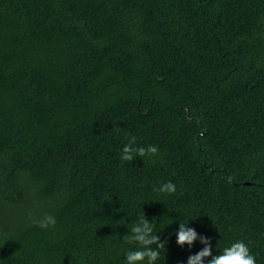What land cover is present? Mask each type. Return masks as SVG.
Listing matches in <instances>:
<instances>
[{
    "label": "trees",
    "instance_id": "1",
    "mask_svg": "<svg viewBox=\"0 0 264 264\" xmlns=\"http://www.w3.org/2000/svg\"><path fill=\"white\" fill-rule=\"evenodd\" d=\"M143 210L264 264V0H0V264H123Z\"/></svg>",
    "mask_w": 264,
    "mask_h": 264
},
{
    "label": "clouds",
    "instance_id": "2",
    "mask_svg": "<svg viewBox=\"0 0 264 264\" xmlns=\"http://www.w3.org/2000/svg\"><path fill=\"white\" fill-rule=\"evenodd\" d=\"M127 143L121 149V162L131 163L138 157H153L158 154L155 145L138 146L136 137L125 133ZM152 191L158 197L167 199L177 192V186L171 181L159 183ZM195 220L176 221V227L168 232V238L175 237V244L191 250L198 242L202 245L198 251L187 256L183 264H257V256L251 251L249 243L236 239L227 246L217 250V243L213 246L212 237L198 233L192 226ZM41 229L55 227L56 218L53 215H44L38 221ZM169 222L167 226L157 225L146 217L144 210L137 219L128 225L124 241L128 245L123 251V264H161L166 249V240L161 238L164 230L173 225Z\"/></svg>",
    "mask_w": 264,
    "mask_h": 264
},
{
    "label": "rangeland",
    "instance_id": "3",
    "mask_svg": "<svg viewBox=\"0 0 264 264\" xmlns=\"http://www.w3.org/2000/svg\"><path fill=\"white\" fill-rule=\"evenodd\" d=\"M31 2H32L34 5H37V4L39 3V0H34V1L31 0Z\"/></svg>",
    "mask_w": 264,
    "mask_h": 264
}]
</instances>
